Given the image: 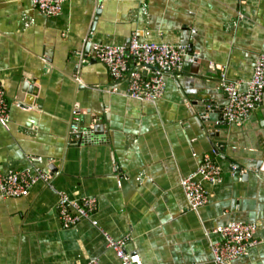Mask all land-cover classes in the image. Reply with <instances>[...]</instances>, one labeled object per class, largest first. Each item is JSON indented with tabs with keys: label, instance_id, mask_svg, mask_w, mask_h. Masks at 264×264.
Masks as SVG:
<instances>
[{
	"label": "crops",
	"instance_id": "obj_1",
	"mask_svg": "<svg viewBox=\"0 0 264 264\" xmlns=\"http://www.w3.org/2000/svg\"><path fill=\"white\" fill-rule=\"evenodd\" d=\"M133 33L186 46L154 103L128 96L126 81L90 51L94 41L124 44ZM261 53L264 0H66L53 17L32 0H0L10 113L8 129L0 124V173L38 155L35 165L52 174L51 186L0 196V264H122L99 228L129 237L125 248L142 264H214L209 245L221 236L211 230L229 221L258 224L259 243L232 264H264V93L246 119L222 121V80L245 90ZM74 112L76 146L68 144ZM206 153L221 177L202 182L208 202L191 211L180 180ZM57 190L96 197V224L63 228Z\"/></svg>",
	"mask_w": 264,
	"mask_h": 264
},
{
	"label": "built area",
	"instance_id": "obj_2",
	"mask_svg": "<svg viewBox=\"0 0 264 264\" xmlns=\"http://www.w3.org/2000/svg\"><path fill=\"white\" fill-rule=\"evenodd\" d=\"M66 0H32L33 7L47 17L57 16ZM28 23H26L27 25ZM95 59L105 65L109 75L115 80L126 81L127 94L131 98L154 103L164 93L167 73L180 68L185 57V46L170 43L145 41L132 34L124 44L102 43L94 41L90 47ZM191 60V59H190ZM141 70H150L147 76ZM227 101L222 111V121L240 123L249 112L262 101L264 93V54L256 59L253 73L242 90L237 81L222 80ZM10 123L9 105L0 83V124L8 129ZM77 113L70 124V133L74 136L69 145L81 143ZM29 164L23 168L0 173V196L22 197L28 194L37 183L51 186L52 174L35 164L43 163V157L28 155ZM221 171L209 154H204L201 163L190 174L180 180L187 208L197 211L208 202V191L202 182L215 183L220 180ZM56 210L63 228L75 227L81 220H90L96 224L94 214L98 203L94 196L80 199L70 197L65 191L57 190ZM258 224L244 221H229L211 230L221 236L219 242L210 243L214 264H232L236 259L246 256L249 250L259 243L256 237ZM101 231L106 246L112 249L122 264H142L139 253L128 251L126 243L129 237L114 238ZM206 233L209 235L208 231ZM82 264H100L98 259H90Z\"/></svg>",
	"mask_w": 264,
	"mask_h": 264
},
{
	"label": "water",
	"instance_id": "obj_3",
	"mask_svg": "<svg viewBox=\"0 0 264 264\" xmlns=\"http://www.w3.org/2000/svg\"><path fill=\"white\" fill-rule=\"evenodd\" d=\"M100 128H101L100 125H99V126H94L92 129H90L91 131H90L89 134H92V135L97 134L98 132H100V131L98 130V129H100ZM79 135L81 136V135H82V132H80Z\"/></svg>",
	"mask_w": 264,
	"mask_h": 264
},
{
	"label": "bare ground",
	"instance_id": "obj_4",
	"mask_svg": "<svg viewBox=\"0 0 264 264\" xmlns=\"http://www.w3.org/2000/svg\"><path fill=\"white\" fill-rule=\"evenodd\" d=\"M173 45H178V44H173ZM182 45V44H181ZM185 51H186V46H185ZM186 59V52H185V57H184V60ZM191 59V60H190ZM190 61H194V58H189ZM183 63V62H182ZM181 67V66H180ZM206 154H209V153H206ZM210 155V154H209ZM211 156V155H210ZM214 160V159H213ZM215 161V160H214ZM184 177V176H183Z\"/></svg>",
	"mask_w": 264,
	"mask_h": 264
}]
</instances>
